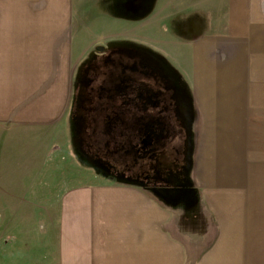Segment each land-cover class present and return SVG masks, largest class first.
Segmentation results:
<instances>
[{
  "label": "rangeland",
  "instance_id": "obj_1",
  "mask_svg": "<svg viewBox=\"0 0 264 264\" xmlns=\"http://www.w3.org/2000/svg\"><path fill=\"white\" fill-rule=\"evenodd\" d=\"M19 2L0 0V72L8 66V70L21 75L17 64L25 53L28 57L32 53L26 51L23 42L34 39L39 45L43 37L18 33L38 26L37 20L17 18L24 9H29ZM259 7L262 9V3ZM145 21L152 22L155 34L144 36L137 30L134 36L102 38L101 44L96 45L103 49H97L98 46L95 49L93 45L88 51L81 48L94 39L93 35H76V40H85L75 50L68 45L76 36L72 34L69 40L66 37L67 42L64 38L62 43H67L68 49L65 60L69 63L66 69L77 64L70 78L69 72L63 78L58 73L53 78L51 72L48 74L50 58L54 65L57 58H62L61 51H42L47 60L45 75L41 74L43 68L33 75L24 72L29 94L41 85V90L46 87L42 92L47 91L49 83L56 79L64 82L63 91L65 95L70 93V98L67 111L64 108L66 117H61V110L59 120L48 123L53 128L45 127L49 139L56 134L60 139L55 156L44 154L46 147H38L40 140H21L22 146L18 147L21 161L18 165L11 161L7 175L0 179V184L9 190L10 205L30 204L23 211L0 212V264H264V131L256 129V116H243L248 120L243 127L254 130H218L221 116L209 113L213 109L210 111L207 108L210 106L206 107L201 100L199 123L193 131L195 139L192 138L195 161L187 158L191 164L184 172L187 132L178 131L164 148L168 161L176 156L180 163L172 164V170L163 168L162 176L165 171H169V176L153 185L142 174L136 176L138 165L126 167L129 163L126 165L124 161L129 159L122 151L111 152L118 148L117 142L103 145L107 135L103 125L91 130L93 125L84 108L76 107L77 102L88 103L83 95V70L116 55L111 49L117 46L146 49L145 37L157 44H161L162 38L166 41L180 37L163 28L162 22L166 20L135 19L123 22L125 27L120 30L134 31ZM230 22L232 28L244 27L245 20L219 19L217 27ZM206 27L198 26L197 22L195 29L203 31ZM152 52L168 65L159 48ZM31 86L34 89L30 91ZM11 92L9 95L14 94ZM8 106V119L16 123L32 121V115L8 116L14 105ZM21 107L18 105L16 111ZM26 107L34 109L31 103ZM25 134L33 132L26 130ZM158 158V163H163V155ZM131 173L133 176L129 177ZM189 188H194L195 194L191 195ZM146 194L156 200L157 212L153 213L164 215L161 221L159 215L149 228L144 221ZM166 195L170 201L177 197L185 199L170 203L164 199ZM136 211L140 214L136 215Z\"/></svg>",
  "mask_w": 264,
  "mask_h": 264
},
{
  "label": "crops",
  "instance_id": "obj_2",
  "mask_svg": "<svg viewBox=\"0 0 264 264\" xmlns=\"http://www.w3.org/2000/svg\"><path fill=\"white\" fill-rule=\"evenodd\" d=\"M261 3L262 9L259 7ZM19 4L29 6V9H24L17 18L37 20L38 26L18 33L37 35L40 36L39 39L42 36L43 40H40L42 42L39 45L34 39L23 42L26 51L28 49L32 53L29 57L25 53L17 64L18 70L22 72L21 75L15 70H8V66L2 68L0 72V179L4 174L7 175L6 169L9 168L8 164L11 161L17 165L21 161L18 148L22 146L21 140L22 142H27L29 139L40 140L38 147H46L44 154H49L50 157L55 156L60 146L58 135L49 139L45 127H52L48 123H53L55 119L59 120L61 110L63 111L61 117H66L64 108L67 111L70 93L65 95L64 82L55 79L54 82L49 83L47 91L42 92L46 88L44 86L41 90L42 85L37 87L38 89L31 86L33 88H30V91L34 89V92L29 94L27 87L29 84L26 80L28 77H24V72L35 74L37 69L39 71L43 68L41 74L45 75L47 60L42 57V51H61L62 58H57L54 65L50 58L48 74L50 75L51 72L53 78L58 73L57 76L61 75L60 78H63L69 72V78L70 75L72 77L77 64L73 65L74 70H72L73 66L70 70L66 69L69 65L65 60L68 57L66 54L68 49L67 43H62L64 38L66 41V37L69 40L72 34L95 36L90 43L81 47L84 51H88L92 45L96 49L98 46L96 44H101L102 38L107 40L114 36L118 38L134 36L137 30L143 32L144 36H152L156 33L152 29V22L149 21L139 24V28H134L136 29L134 31L120 30L125 27L123 22H134L135 19L166 20L162 25L168 34L180 35L175 37L176 39L166 41L162 38V45L155 43L150 37H145L143 44L151 51L159 48L162 55L167 58L168 66L176 74L179 120L182 130L187 132L183 149L186 163L184 172L191 164L188 159L195 161V146L192 140L195 139L193 137L195 125L199 123L197 117L201 113V100L204 101L205 106H210H206L210 111L213 109L209 113L221 116L218 130H254L242 125L248 122L243 116L252 115L256 116V129L264 131V0H20ZM155 4L158 6L154 8ZM233 18L245 20L244 27L232 28L231 22L225 23L226 25L220 24L221 28L217 27L219 19ZM202 19L207 21L203 23ZM73 20H76V23ZM197 22L198 26L207 27L203 31L195 29ZM210 28L211 32H209ZM190 34L194 36L185 37ZM77 36L68 45L73 50L78 48L75 46H81V40H85V38L76 40ZM19 82H22V85ZM33 85L36 86L37 83ZM19 87L24 90L19 92ZM10 91L14 94L9 95ZM30 103L33 110L26 107ZM9 104L14 105V108L8 116L13 118L32 115V121L16 123L8 119ZM18 105L22 107L17 112ZM216 107L219 110H216ZM36 118L40 121L37 122ZM26 130L32 131L33 134H25ZM55 130L58 131V128ZM13 168L16 169V166ZM193 190L195 189L189 188L191 195L195 194ZM8 196L9 190L0 184V212L23 211L30 205L27 206L23 202L10 205ZM164 199L176 203L185 198L177 197L170 201L166 195ZM155 201L153 196L145 195L144 221L145 227L148 228L153 226V221H156L159 215L160 221L164 217L160 212L159 215L153 213V211L157 212L154 208ZM136 203L138 205V202ZM34 208L35 204L32 203V209ZM137 214L140 213L136 211Z\"/></svg>",
  "mask_w": 264,
  "mask_h": 264
},
{
  "label": "flooded vegetation",
  "instance_id": "obj_3",
  "mask_svg": "<svg viewBox=\"0 0 264 264\" xmlns=\"http://www.w3.org/2000/svg\"><path fill=\"white\" fill-rule=\"evenodd\" d=\"M111 51L116 55L83 70V95L90 105L77 102L76 107L84 108L91 130L103 125L107 134L103 145L117 142L111 152L122 151L129 159L124 161L127 168L138 165L136 176L157 183L169 173L162 176L163 168L180 163L176 156L168 161L164 148L175 133L183 132L176 74L151 50L117 46ZM159 155L163 163H158Z\"/></svg>",
  "mask_w": 264,
  "mask_h": 264
},
{
  "label": "water",
  "instance_id": "obj_4",
  "mask_svg": "<svg viewBox=\"0 0 264 264\" xmlns=\"http://www.w3.org/2000/svg\"><path fill=\"white\" fill-rule=\"evenodd\" d=\"M101 48H102V46H98V47H97V49H101Z\"/></svg>",
  "mask_w": 264,
  "mask_h": 264
}]
</instances>
